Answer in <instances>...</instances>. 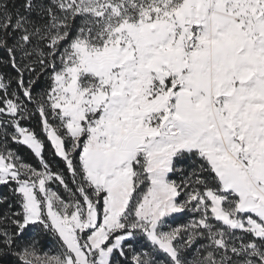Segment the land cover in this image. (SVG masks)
Listing matches in <instances>:
<instances>
[{"label":"snow or ice","instance_id":"6c2138e0","mask_svg":"<svg viewBox=\"0 0 264 264\" xmlns=\"http://www.w3.org/2000/svg\"><path fill=\"white\" fill-rule=\"evenodd\" d=\"M0 264H264V0H0Z\"/></svg>","mask_w":264,"mask_h":264}]
</instances>
